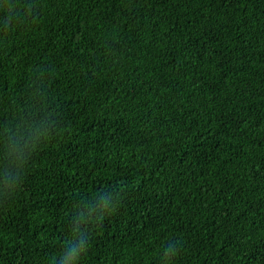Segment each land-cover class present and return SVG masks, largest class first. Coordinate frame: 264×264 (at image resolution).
Segmentation results:
<instances>
[{
  "label": "trees",
  "instance_id": "1",
  "mask_svg": "<svg viewBox=\"0 0 264 264\" xmlns=\"http://www.w3.org/2000/svg\"><path fill=\"white\" fill-rule=\"evenodd\" d=\"M0 264H264V0H0Z\"/></svg>",
  "mask_w": 264,
  "mask_h": 264
},
{
  "label": "clouds",
  "instance_id": "2",
  "mask_svg": "<svg viewBox=\"0 0 264 264\" xmlns=\"http://www.w3.org/2000/svg\"><path fill=\"white\" fill-rule=\"evenodd\" d=\"M78 253V250H75L74 254H77Z\"/></svg>",
  "mask_w": 264,
  "mask_h": 264
}]
</instances>
